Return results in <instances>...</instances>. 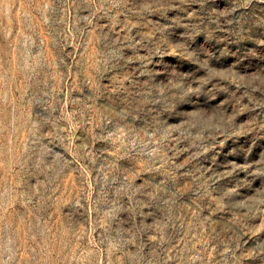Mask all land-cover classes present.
Returning <instances> with one entry per match:
<instances>
[{
  "label": "rangeland",
  "instance_id": "obj_1",
  "mask_svg": "<svg viewBox=\"0 0 264 264\" xmlns=\"http://www.w3.org/2000/svg\"><path fill=\"white\" fill-rule=\"evenodd\" d=\"M0 264H264V0H0Z\"/></svg>",
  "mask_w": 264,
  "mask_h": 264
}]
</instances>
